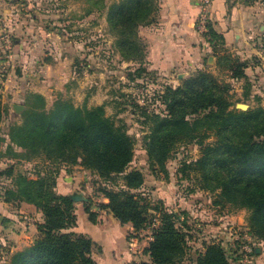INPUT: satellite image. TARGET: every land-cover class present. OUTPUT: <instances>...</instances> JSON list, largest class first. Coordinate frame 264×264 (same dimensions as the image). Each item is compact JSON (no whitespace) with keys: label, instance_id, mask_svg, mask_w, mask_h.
I'll return each mask as SVG.
<instances>
[{"label":"rangeland","instance_id":"obj_1","mask_svg":"<svg viewBox=\"0 0 264 264\" xmlns=\"http://www.w3.org/2000/svg\"><path fill=\"white\" fill-rule=\"evenodd\" d=\"M114 1L118 0H100L99 9L95 3L99 0H0V105L5 112L0 124V202H5L6 189L16 191L15 180L19 175L37 178L47 169L57 171L54 187L57 194H81L86 199L74 202L78 233L89 221L84 204L111 221L107 215L112 213L100 207L108 202L102 189L123 187L122 175L103 177L81 165L52 163L43 156L27 160L17 155L23 152L21 148H7L10 126L23 121L26 108L36 102L31 94H40L35 91L39 90L45 94L40 95L46 109L59 97L79 107L103 105L106 115L117 124H124L134 136V155L127 171L137 169L144 175L143 186L134 193L146 203L174 211L180 220L186 221L183 227L188 232L186 253L178 264H196L204 246L211 242L220 244L228 253L232 231L240 228L246 232L249 212L234 204L216 203V192L200 189L198 172L184 169L202 155L195 141L176 142L164 168L150 161L144 141L150 133L152 115L164 113L158 96L164 92V87L180 86L198 70L211 72L221 84L229 85L231 108L242 109L237 104L247 105L246 109L264 108V39H250L243 46H225V42L210 43L206 32L200 33L195 26L203 47L198 56L195 47H180L188 56L187 62L153 63L149 61V58L155 59L150 56L149 45L158 24L157 15H153L151 23L138 30L140 41L146 47L144 61H125L115 46L116 34L106 20L107 7ZM226 1L231 9L233 4L246 7L260 0ZM159 2L164 0H157V12ZM90 8L92 11L87 13ZM209 23L212 24L211 19ZM210 56L214 59L209 62ZM220 56L245 60L248 63L246 78H232L227 63L217 65ZM181 72L185 74L178 77ZM13 104L24 108L16 113ZM214 138L210 136L207 141ZM5 203V211L13 213L15 220L7 229V239L0 238V264H12V256L38 236L35 229L37 231V224L43 218L41 210L33 204ZM151 213L154 212L151 210ZM139 232L141 244L147 247L146 237L151 228ZM21 233L28 245L16 243L12 237ZM260 243L261 240L252 238L253 247ZM127 250L129 252V247ZM100 252L96 243L92 257L95 259ZM139 257V262L149 259L144 251Z\"/></svg>","mask_w":264,"mask_h":264},{"label":"trees","instance_id":"obj_2","mask_svg":"<svg viewBox=\"0 0 264 264\" xmlns=\"http://www.w3.org/2000/svg\"><path fill=\"white\" fill-rule=\"evenodd\" d=\"M156 2L118 0L107 7L106 20L125 61H144L146 47L138 30L151 23ZM95 3L100 9V0ZM206 35L210 43H224L222 34L210 23ZM224 63L232 78H246L245 60L220 56L217 65ZM228 91L229 85L221 84L206 70L193 72L180 86L164 87L158 95L164 113L152 115L144 144L150 161L164 168L176 142L195 141L202 155L184 169L198 172L200 189L216 192V203L246 209V232L264 240V108H231ZM31 96L36 102L26 108L21 123L10 126L7 148H21L23 152L17 155L27 160L43 156L52 163L81 165L103 177L122 175L123 187L102 189L108 202L100 204L101 209L109 210L121 225L130 223L135 231L151 228L152 240L143 250L149 259L138 264H178L186 253V221L134 193L143 186L144 175L137 169L127 171L136 140L126 126L107 116L103 105L79 107L59 97L46 109L42 95ZM3 113L0 105V124ZM210 136L215 137L213 141H207ZM47 170L37 178L19 175L16 191L9 188L4 192L5 202L33 204L43 218L37 224L38 236L12 256V264H99L92 257L93 240L73 230L77 226L75 203L69 195L56 193L57 171ZM84 212L89 221L96 222L97 214L86 204ZM196 264L231 262L225 248L211 242L204 246Z\"/></svg>","mask_w":264,"mask_h":264},{"label":"crops","instance_id":"obj_3","mask_svg":"<svg viewBox=\"0 0 264 264\" xmlns=\"http://www.w3.org/2000/svg\"><path fill=\"white\" fill-rule=\"evenodd\" d=\"M226 2V0H213L210 16L214 29L222 34L225 46L230 44L243 46L247 45L248 41H251L250 39H264V1H255L253 5L246 7L237 3L233 4L231 9L227 7ZM199 11L198 0H164L163 3L159 2L158 12L156 11L157 14H154L158 17L157 32L153 34L149 45L150 56L155 59L149 58V61L153 63L154 61L187 62L188 56L183 54L181 48L190 49L192 46L197 49L195 54L198 56V52L203 49L202 39L197 37L195 31ZM195 44L196 46H194ZM184 74L185 72H181L177 76ZM35 91L45 95L42 91ZM6 206L5 202H0V238L3 240L7 239L5 236L7 229L15 220L13 213L5 211ZM107 216L111 217V221L97 214L96 222L88 221L84 230L78 232L89 236L95 245L99 244L101 252L99 256L95 257V260L99 264H138L141 253L132 255L127 250L128 235L135 231L134 228L130 223L121 225L112 214ZM74 231L77 232L76 227ZM35 233H37L36 229ZM12 237L15 238L16 243L29 244H26L22 233L20 235L13 234ZM250 264H264V240H261V243L255 247Z\"/></svg>","mask_w":264,"mask_h":264},{"label":"built area","instance_id":"obj_4","mask_svg":"<svg viewBox=\"0 0 264 264\" xmlns=\"http://www.w3.org/2000/svg\"><path fill=\"white\" fill-rule=\"evenodd\" d=\"M213 0H200V11L196 19V28L200 33H205L207 31V25L210 19V11L212 7ZM8 42V39L6 40ZM8 47V46H7ZM233 229V228H232ZM232 241L230 243V250L227 253L231 264H250L254 256L255 247L252 246V237L247 233L241 231L240 228H235L232 233ZM139 231H132L128 235V247L129 253L132 255H137L142 253L144 250L141 244ZM148 243L152 240L151 233L146 237Z\"/></svg>","mask_w":264,"mask_h":264},{"label":"water","instance_id":"obj_5","mask_svg":"<svg viewBox=\"0 0 264 264\" xmlns=\"http://www.w3.org/2000/svg\"><path fill=\"white\" fill-rule=\"evenodd\" d=\"M213 59V57H210L209 58V62ZM237 107L238 108H242V110H246L247 108V105L245 104H237ZM13 110L16 112V113H19L23 108L24 106L22 105H19V104H13L12 106ZM71 199L73 202H77V201H85L86 199L81 195V194H72L71 196ZM258 251V250H257Z\"/></svg>","mask_w":264,"mask_h":264}]
</instances>
